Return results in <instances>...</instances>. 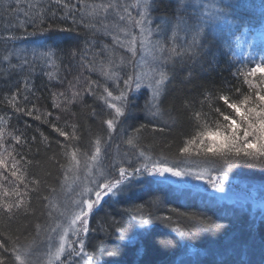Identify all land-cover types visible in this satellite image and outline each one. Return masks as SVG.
Listing matches in <instances>:
<instances>
[{"label":"snow or ice","instance_id":"obj_1","mask_svg":"<svg viewBox=\"0 0 264 264\" xmlns=\"http://www.w3.org/2000/svg\"><path fill=\"white\" fill-rule=\"evenodd\" d=\"M51 2L65 9V16L79 12L80 23L85 29L110 36L112 43L97 47L86 42L85 49L74 50L73 56L80 58L81 70L75 75L69 71L71 80H67V77L61 79L54 72L46 73L49 80L56 79L61 86L67 83L63 90L51 92L54 109L62 113L71 112L74 104L83 102L84 95L102 101L107 110V118L102 121L106 125L107 135L95 136L90 148L83 150L78 145L80 136L77 124L69 125L66 122L64 127H60L42 119L41 115L34 116V119L48 123L64 138L65 142L60 144L66 161L60 164L63 172L61 188L74 193L64 205L53 203L47 195L42 197L49 201L45 205L49 209L48 216L52 218L55 214L54 226L48 229L54 235L48 236L43 264H99L94 253L86 247L91 231L90 219L106 197L127 192L133 181L142 177H161L163 179L158 182L166 183L171 176L183 180L185 185L191 178L223 193L224 181L229 178L228 169L233 164L246 163L264 169V0L259 5L258 25H251L238 15V9L248 7L244 0H176L175 21L167 36V43L163 39H154V36L162 34V30L159 26L155 29L151 27V0H78L79 6L71 4L69 0ZM16 4L19 11L20 0H16ZM27 9H36L35 16L43 23L46 9L31 3ZM28 10L25 11L26 16L31 15ZM3 39L7 42L16 37L7 34ZM178 41L182 43L178 44ZM210 44H215L225 56L230 55V64L238 63L239 66L232 73L237 83L231 85L225 81L218 91H205L199 102V110L185 103L184 107L190 112L191 130L178 146L175 159L170 161L164 155L153 158L150 152L142 148L139 132L144 125H141L133 129V134H128L124 141L132 150L135 162L129 159L126 166L123 160L105 165V145L126 118L134 95L147 89L150 95L145 103L146 111L154 118L161 116V102L170 80L167 70L169 63L176 57L195 59L201 51L206 52ZM237 48L244 50L237 54ZM117 49H122L123 53H118ZM13 54L18 55L5 48L2 59L15 68L16 65L10 63ZM32 56L50 68H59L55 52L51 49L33 50ZM29 63L24 59L23 64ZM93 73L102 79H93ZM28 90L26 82L25 91ZM28 102L29 96L22 95L19 88L0 101L6 103L14 113L33 116L34 110H39L35 109L34 104L28 108ZM51 115V112L43 114L45 117ZM10 119L0 116V223L5 219L12 220L21 212L29 214L32 211L31 194H39L41 184L39 179L29 175L33 161L17 150V146L27 144L26 139L22 134L16 135L15 131H7ZM56 119L59 120L60 116ZM66 128H70V131ZM41 136L47 140L43 133ZM32 139L35 140V137ZM193 156L200 158L195 167L189 163ZM181 164L184 166L181 167ZM51 192L55 193L56 189L51 188ZM131 211L138 224L124 227L114 221L119 243L101 251V255L119 257L123 245H135L138 237L131 235V229H141L140 235L150 231L149 225L153 220L151 213L146 214L143 205L135 206ZM156 219L165 226L172 223L170 216ZM190 219L194 221L190 227L177 223L171 232L180 239H193L200 233L218 234L224 229L223 225L206 217L193 216ZM261 219L264 220V215ZM40 227L36 225L37 234ZM19 239V236L13 237L0 231V264H33V245L21 247ZM180 239L167 238L158 243L163 248H171L177 246ZM142 251L137 249V255ZM236 264H248V261L241 257Z\"/></svg>","mask_w":264,"mask_h":264},{"label":"trees","instance_id":"obj_2","mask_svg":"<svg viewBox=\"0 0 264 264\" xmlns=\"http://www.w3.org/2000/svg\"><path fill=\"white\" fill-rule=\"evenodd\" d=\"M69 2L79 6L78 0ZM244 2L248 7L238 9V15L251 25H258L261 0ZM30 3L38 4L40 8L47 10L43 23L35 16L36 9H27ZM176 7V0H151L150 20H153V25L160 21L167 23L161 34V39L165 43L170 31L168 25L175 21ZM26 10L30 12V16L25 15ZM65 11L51 0H20L19 11L16 0H0V101H3L5 96H11L19 88L22 95L29 96L27 107L32 108L34 104L35 109L39 110H34L33 116H27L23 113H14L6 103H0V116L11 117L7 131H15L16 135L22 134L26 139L27 144L17 146V150L33 161L29 167V175L41 181L39 194H31L32 211L27 215L18 213L10 221L5 219L0 223V231L13 237L19 236L18 243L21 247L33 245V264H36V257L41 250V240L44 239L54 218L48 216L49 209L45 205L49 201L43 200L42 197L47 195L50 201L58 203L64 192L61 188L63 172L60 164L66 163L60 147V144L65 142L64 138L60 137L48 123H42L34 119V116L41 115L42 119H47L60 127H64L66 122L69 125L77 124L80 136L78 145L83 150L90 148L95 136L107 135L106 125L102 123L107 118V110L102 101L95 97L84 95L83 102L74 104L71 112L67 113L52 107L51 92L63 90L67 83L61 86L56 79L49 80L46 73L54 72L61 79L67 77V80H71L72 75L81 70L80 58L73 56L74 50L85 49L86 42L97 47L112 43L110 36L85 29L80 23L79 12L65 16ZM53 12L55 15H52ZM7 34L15 36L16 39L5 42L3 37ZM179 43L182 41H178ZM5 48L18 53L10 57V63L16 65L15 68L10 67L9 61L2 59ZM45 48L55 52L58 70L50 68L41 60L33 59V50L42 51ZM244 48L235 50L237 54H241ZM117 52L123 53V50L117 49ZM24 59L30 63L23 64ZM229 59L230 55L225 56L222 51H218L215 44L207 46L206 52L201 51L195 59L188 56L174 58L167 66L170 80L161 102L162 115L154 118L146 111L145 103L149 99L146 90L136 93L126 118L105 145L104 162L110 164V159L113 158L117 161L123 160L125 166L129 159L135 162V156L131 155L132 150L124 141L128 134H133V129L141 125H144L139 132L141 147L150 152L153 158L164 155L170 161L175 159L178 146L182 144L185 134L191 130L190 112L184 107L185 103L199 110V102L203 99L205 91H218L225 81L231 85L237 83L232 73L239 65L236 62L230 64ZM69 71L72 75L68 74ZM92 78L102 79L95 73L92 74ZM26 82L29 88L27 92ZM45 112H51L52 115L45 117L43 116ZM57 116H60L59 120L56 119ZM65 130L70 131V128ZM41 133L47 140L43 139ZM125 153L129 155L126 156ZM199 162L200 158L196 156L189 160L193 167ZM180 166L183 167L184 164ZM216 167L219 168L220 165L217 164ZM241 173H248L253 179L264 181V169L251 164H233L227 172L228 177L242 179ZM162 179L144 178L132 184L127 192L115 198L106 197L105 202L94 211L90 219L91 231L86 247L94 253L99 264H213L214 261L216 264L222 261L236 264L241 257L246 259L248 264H264V220L261 219L264 213L253 212L228 202L224 205L211 202L193 195L187 186L184 187L185 185L181 187L180 184L169 180L166 183H159L158 181ZM51 188H55L56 192L52 193ZM234 188L240 191L239 185ZM139 205H143L144 212L146 214L150 212L153 217L149 225L150 231L140 235L141 229H131V235L138 237L135 245H123L119 257L101 255V251L111 249L119 243L114 231V221L124 227L138 224V221L133 219L131 210ZM165 216L171 217L170 225L165 226L156 219ZM193 216L206 217L216 224L223 225L224 229L218 234L200 233L193 239H180L176 233L171 232V228L177 223L190 227L194 223L190 219ZM37 224L41 226L39 234ZM167 238L180 239V242L175 247H161L158 241ZM137 249H142V254L137 255Z\"/></svg>","mask_w":264,"mask_h":264},{"label":"rangeland","instance_id":"obj_3","mask_svg":"<svg viewBox=\"0 0 264 264\" xmlns=\"http://www.w3.org/2000/svg\"><path fill=\"white\" fill-rule=\"evenodd\" d=\"M172 24L173 22L169 23L168 29H171ZM157 26H159L161 30H164L167 26V23L165 21L163 22L160 21L158 22L157 25H153L151 21V27L153 29H155ZM161 38H162L161 35L154 36V39H161ZM142 90H146L148 92L147 89H142ZM148 95H150L149 92H148ZM110 160H111V163L117 162V160L114 158L113 160L112 159ZM104 164H107V163L104 162ZM241 176L243 177L242 179L236 178L235 176H231L228 178V180L224 181L225 191L223 193L215 191L203 181H195V180H192L191 178H188V183L186 185L183 180H178V178H175V177L169 176L167 180L174 182V183H178L180 185H185L184 187L187 186L190 189V193H192L193 195H197L199 198L206 199V200H209L215 203H220L223 205L226 202H228L234 206L237 205L241 208H246V209L248 208L253 212L260 211L264 213V207H262V205H264V181L253 179L251 176H249L248 173H244V174L241 173ZM143 179L144 178L142 177L139 180L133 181L132 184L138 183ZM68 183L71 184V180H69ZM238 185H239L240 191L234 188ZM244 191H246V193ZM73 195L74 193L68 191L67 189H64V192L62 196L60 197V200L58 201V203L61 205L68 203ZM54 219H55V214H54V218L49 228L54 226V223H53ZM49 235H54V234H51L47 230L45 233L44 239L41 240V245H40L41 250L36 257V264H43V261L46 259L45 253L47 251V244L49 243L48 241Z\"/></svg>","mask_w":264,"mask_h":264},{"label":"bare ground","instance_id":"obj_4","mask_svg":"<svg viewBox=\"0 0 264 264\" xmlns=\"http://www.w3.org/2000/svg\"><path fill=\"white\" fill-rule=\"evenodd\" d=\"M152 23H153V20H152Z\"/></svg>","mask_w":264,"mask_h":264}]
</instances>
